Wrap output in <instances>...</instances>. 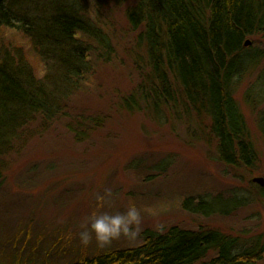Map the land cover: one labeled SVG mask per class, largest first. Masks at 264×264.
I'll list each match as a JSON object with an SVG mask.
<instances>
[{
  "label": "rangeland",
  "instance_id": "1",
  "mask_svg": "<svg viewBox=\"0 0 264 264\" xmlns=\"http://www.w3.org/2000/svg\"><path fill=\"white\" fill-rule=\"evenodd\" d=\"M137 1L86 2L82 13L110 37L112 56H93L77 90L62 101L63 113L28 123L0 157L1 263L71 264L140 245L145 233L173 226L217 231L236 241V251L264 250V192L252 180L264 178V31L246 38L249 54L240 69L247 70L232 85L256 162L229 166L219 158L206 113L195 112L181 94L159 110L140 96L151 81V66L139 30L127 19ZM1 45L45 75L21 31L1 26ZM256 53L261 58L249 63ZM97 195L105 196L99 211L123 212L134 202L143 215L139 236L104 248L93 236L91 244L81 245L77 233L97 210ZM188 197L207 200L200 213L182 208ZM215 254L210 250L193 264H211ZM250 264H264V253Z\"/></svg>",
  "mask_w": 264,
  "mask_h": 264
},
{
  "label": "trees",
  "instance_id": "2",
  "mask_svg": "<svg viewBox=\"0 0 264 264\" xmlns=\"http://www.w3.org/2000/svg\"><path fill=\"white\" fill-rule=\"evenodd\" d=\"M47 1L50 4L40 6L34 0H0V27L21 31L46 69L39 76L24 55L15 59L1 45L0 157L28 123L60 116L66 107L62 101L77 90L93 56L109 60L114 51L110 37L82 13L86 2L99 0ZM127 19L139 30L138 42L145 45L151 66V81L140 96L159 110L181 94L195 112L210 117L220 160L229 166H253L256 153L232 85L247 70L240 69L249 54L246 38L264 31V0H138ZM260 58L256 53L249 63ZM129 99L134 101V96ZM206 201L188 197L182 208L200 213ZM236 245L217 231L173 226L145 233L140 245L77 258L71 264H193L210 250L216 252L211 264H250L264 253L236 251Z\"/></svg>",
  "mask_w": 264,
  "mask_h": 264
},
{
  "label": "clouds",
  "instance_id": "3",
  "mask_svg": "<svg viewBox=\"0 0 264 264\" xmlns=\"http://www.w3.org/2000/svg\"><path fill=\"white\" fill-rule=\"evenodd\" d=\"M107 196L111 197V190H107ZM97 201L100 202L97 210H94L87 221L81 225L82 230L77 233L81 245L87 247L92 243L93 236L98 247L104 248L112 244L114 240L121 237L135 239L139 236L142 228V210L132 202L128 205L126 211L115 213L108 211H99L105 202L104 195H97ZM162 230V226H157ZM71 238V236H70Z\"/></svg>",
  "mask_w": 264,
  "mask_h": 264
},
{
  "label": "water",
  "instance_id": "4",
  "mask_svg": "<svg viewBox=\"0 0 264 264\" xmlns=\"http://www.w3.org/2000/svg\"><path fill=\"white\" fill-rule=\"evenodd\" d=\"M247 44H249V41L248 40L245 41V45H247ZM252 180H253V182L259 183L261 186H264V178H262V177H255Z\"/></svg>",
  "mask_w": 264,
  "mask_h": 264
}]
</instances>
